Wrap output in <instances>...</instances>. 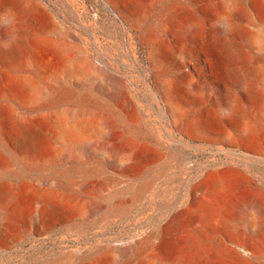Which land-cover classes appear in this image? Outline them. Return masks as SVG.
Instances as JSON below:
<instances>
[{
  "label": "rangeland",
  "instance_id": "1",
  "mask_svg": "<svg viewBox=\"0 0 264 264\" xmlns=\"http://www.w3.org/2000/svg\"><path fill=\"white\" fill-rule=\"evenodd\" d=\"M221 12L220 0H0L1 47L13 30L21 37L15 52L0 49V194L12 215L0 226V264H166L163 226L213 178L224 184L220 210L251 195L262 206L252 221L264 224V134L255 128L251 142L241 139L264 110V76L253 77L264 69V0H239L227 26ZM184 18L198 27L181 37ZM57 46L94 72L57 87L116 114L112 127L99 123L102 137L79 146L55 138L52 113L67 107L47 101L62 63ZM207 47L221 58V78ZM122 94L130 120L114 105ZM91 112L101 119L100 106ZM127 142L154 160L122 170L127 156L117 146ZM217 238L246 257L236 236ZM255 246L263 256L252 262L262 264L264 235Z\"/></svg>",
  "mask_w": 264,
  "mask_h": 264
},
{
  "label": "bare ground",
  "instance_id": "2",
  "mask_svg": "<svg viewBox=\"0 0 264 264\" xmlns=\"http://www.w3.org/2000/svg\"><path fill=\"white\" fill-rule=\"evenodd\" d=\"M222 12L217 22L227 26L229 14L234 12L239 0H220ZM11 25V21H8ZM197 24L189 18H184L176 24V30L181 37L189 35V31L197 29ZM21 44V37L16 31L9 35V43L3 52H15ZM207 51L213 55V72L216 78L223 74L222 61L219 54L212 48ZM56 51L62 63L55 69L56 72L52 93L47 101L55 104H64L63 110H55L52 113V121L55 128V138L62 143L69 141L73 146H79L85 136L102 137L99 123L115 125L116 114L112 106L98 105L87 97L77 96L70 89H60L57 83L60 78L68 80L91 79L94 72L85 61L73 63L71 56L74 52L63 46H57ZM264 76V69H257L253 77L260 79ZM243 90L246 94L252 93L250 86L242 80ZM189 87L186 83L185 89ZM31 97L37 96L36 89L29 85L27 87ZM114 105L121 110L125 120L134 117V109L125 98L118 95L115 97ZM100 106L102 117L100 120L91 112ZM231 111V108H230ZM170 112L175 122L179 121L182 113L178 104H170ZM258 128L264 134V110L258 112L253 123L245 125V131L241 139L247 143L252 141V132ZM118 137L124 136L123 129L118 128ZM113 139V136L110 138ZM115 139V138H114ZM123 151L127 159L121 162L122 170L136 173L144 169L154 160V153L150 151H138L136 147L127 142L125 145L117 146ZM223 181L213 178L209 181H201L191 191L190 199L186 206L173 215L169 222L163 226L164 238L158 245L161 259L166 264H254L252 260H260L262 253L255 243L264 235V224L253 223L250 211L261 212V202L254 196L245 195L239 199L228 201L226 206L220 210L219 199L223 193ZM0 226L9 227L12 223V215L8 210V200L0 194ZM244 208L249 210L240 214ZM224 232L227 236H236L243 248L246 257L242 258L236 251L230 249L223 241L217 238V233ZM144 243V242H143ZM141 246V245H140ZM264 264V263H262Z\"/></svg>",
  "mask_w": 264,
  "mask_h": 264
}]
</instances>
